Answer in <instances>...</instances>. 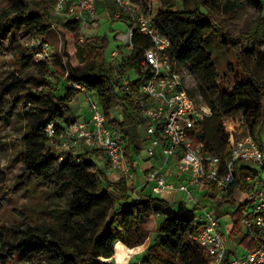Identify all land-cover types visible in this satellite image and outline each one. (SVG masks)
<instances>
[{
    "label": "trees",
    "instance_id": "1",
    "mask_svg": "<svg viewBox=\"0 0 264 264\" xmlns=\"http://www.w3.org/2000/svg\"><path fill=\"white\" fill-rule=\"evenodd\" d=\"M107 0H95L96 10H107ZM218 0H168L158 8L154 23L159 32L170 38V59L190 71L197 81L196 93L211 110L200 128L204 152L220 157L222 165L230 161L231 132L225 118L241 115L252 139L261 142L264 130V54L260 51L264 38V4L255 3L260 11L251 27L237 37L240 48L235 54L238 74L224 85L214 64L210 42L219 39L226 49L223 32L202 6ZM240 1V0H237ZM0 11V38L15 24L22 26L34 37L42 38L53 24L62 36L63 59H32L41 51L39 45L19 51L17 70L0 82V119L7 122L19 117L24 122L20 140L22 181L34 179L54 192L70 191V199L58 214L56 225H18L10 228L0 222V264H8L20 252L37 256V264H109L111 258L123 261L133 248L148 241L142 257L134 264H210L204 251L190 237L200 232L202 222L185 201L170 202L151 193L152 184L144 182L136 191L125 178L108 175V161L100 149L83 148L60 150L57 144L65 129L76 121L70 103L79 94L73 84L84 85L93 94L106 118V124L115 132L114 137L124 145L128 159L140 157L143 147L141 126L144 119L138 105L137 87L147 72L140 71V47L149 48L148 39L138 30L133 17L119 8L117 21L134 27L130 55L120 65L106 51L109 41L105 35L83 34L76 21L53 19L49 15L56 0H3ZM225 11H234L230 1ZM83 36L82 41H79ZM43 42V41H42ZM31 58V61L29 59ZM247 62L259 67V76L250 70ZM60 69L64 79L57 76L62 90L51 81ZM121 76L135 69L138 74L129 82V90L114 78V70ZM231 70V68H229ZM194 97L192 91L187 90ZM120 110V119L110 113ZM53 134L49 135L48 125ZM94 158L104 163L97 166ZM149 160V159H147ZM254 164L245 161L233 163L234 184L221 194L209 185L204 192L210 200L213 215L223 229L221 219L229 216L228 233L242 236L240 244L249 251L256 244V231L244 233L241 221L248 201L241 200L239 190L248 192L251 185L245 178H255ZM148 172V171H147ZM146 172V173H147ZM2 186V183H0ZM200 200V199H198ZM155 223L154 231L151 225ZM152 233H151V232ZM225 234V233H224ZM152 235V236H151ZM121 245L123 248L117 246Z\"/></svg>",
    "mask_w": 264,
    "mask_h": 264
},
{
    "label": "built area",
    "instance_id": "2",
    "mask_svg": "<svg viewBox=\"0 0 264 264\" xmlns=\"http://www.w3.org/2000/svg\"><path fill=\"white\" fill-rule=\"evenodd\" d=\"M115 4L130 12L136 27L150 43L149 48L140 47L138 66L141 73L147 72V75L137 87V98L140 114L144 119L141 130L145 157L149 160L159 157L162 164L151 168L144 175V182L152 184L151 193L154 196L172 202L185 201L200 205L207 198L204 192H207L209 185L225 194L234 184L235 161L254 164V180L250 175L245 178L246 183L251 185L247 192L249 197L241 199L249 202L244 208L242 230L244 233H251L252 229L256 231L257 241L252 250L241 257L233 256L227 249L223 229L210 212H205L201 217L200 232L190 239L204 251L210 264H264V141H254L243 122L241 129L229 127L230 161L226 165H222L218 155L204 152L200 128L211 116V110L192 97L185 88L181 66L170 59V38L159 32L151 17L131 9L127 1L115 0ZM53 13L54 17L62 21H76L79 31L97 25L95 0H56ZM133 32L134 27L128 28L125 34L115 36V40L126 44L130 53L134 47ZM82 39L83 36H80L79 41ZM41 46V51L34 57L46 56L47 45ZM118 57L119 49L110 53L112 60ZM131 72L135 75L132 78L121 76L118 69L113 74L127 90L129 82L138 75L135 69H131ZM72 87L85 95L89 118L85 122L75 121L65 129L57 143L59 149H100L109 164L108 175L116 179L125 178L127 184L136 191L135 160L125 157L124 145L114 137V130L106 124L96 97L88 93L82 84H73ZM227 119L229 118L224 119L226 123ZM47 131L49 135L53 134L52 124L48 125ZM193 191L203 194L200 200L194 197ZM176 194L182 198H168ZM207 208L211 209V205ZM109 264L124 263H118L113 257ZM174 264L181 263L175 261Z\"/></svg>",
    "mask_w": 264,
    "mask_h": 264
},
{
    "label": "rangeland",
    "instance_id": "3",
    "mask_svg": "<svg viewBox=\"0 0 264 264\" xmlns=\"http://www.w3.org/2000/svg\"><path fill=\"white\" fill-rule=\"evenodd\" d=\"M125 1L130 3L131 9L148 15L154 21L156 11L168 0ZM226 1L235 4L236 8L234 11H225L223 6ZM256 1L257 0H218L216 4L207 3L202 6V12L210 13L216 26L223 32L226 41L227 50L221 48L218 43L219 39H213L210 42L212 58L224 85H227L229 82L231 83L236 75H240L238 74L235 61V54L240 48V42L236 39L251 27L260 14V11L256 8L254 3ZM261 1L262 4H264V0ZM106 6L107 14L102 15L100 18L97 17V25L93 28H83L82 33L91 34L95 32L98 35H105L109 41V46L106 51L107 59L110 58V53L112 51L119 49V57L114 60V63L119 66L120 63L124 62L125 58L128 57L130 51L127 50L125 47L126 44L123 43V41L119 42L115 40V36L127 33L128 26L116 20L120 7L115 4V0H107ZM3 7L4 2L0 0V11ZM53 8L54 6L50 9L49 15L51 18L57 20V18L54 17ZM97 10L96 15L98 12ZM126 11L130 14L128 10ZM262 13H264V10H262ZM40 43L46 44L48 49L46 56L44 55L43 57L51 60L53 56H58L63 59L62 36L59 28H57L55 24L51 26L50 30L42 38L34 37L31 33H28L20 23L8 29L5 36L0 38V82L5 81L11 75L20 76L22 73H25L26 71L22 70L20 74V71L17 70L18 67L15 63L18 53L23 48L39 45ZM260 51L264 54V38H262ZM42 58L37 56L32 59L39 60ZM29 61H31V58ZM247 66L250 70L255 71L257 75L260 76L262 74L259 67H255L252 63L247 62ZM229 68H231V70H229ZM55 71V75H51V81L57 88L62 90V85L55 76L64 79L65 75L60 69ZM180 71L182 73L185 88L192 91L196 100L200 99V95L196 93L197 81L194 75L184 67H181ZM126 76L132 78L135 75L129 70ZM70 107L76 117V121L85 122L89 118L88 103L84 94L79 93L74 95ZM110 118L120 119V110L117 109L112 111L110 113ZM241 123H243L241 115H236L227 119L228 127L241 129ZM24 130V122L19 117L13 118L7 122H3L0 119V183H2V186H0V222L8 228L13 225H18L22 229L34 224L56 225L59 221L58 214H60L70 199L71 193L68 189H64L61 192H54L45 185L37 183L34 179L22 181L20 177L22 173L20 140ZM261 140L264 141V130H262ZM144 149L145 145L143 144L140 157L133 156V159L140 164L146 162ZM94 161L98 167L104 168V163L102 161L96 158H94ZM193 195L196 199H200V196H203V194L200 195L199 192L196 191H193ZM238 196L240 199L245 200V196L249 197V194L239 190ZM209 204L210 200L204 198L202 203L196 206L195 214L197 219H201L205 212L213 213L212 209L207 208ZM188 206L192 208L194 204L189 203ZM229 222V216H225L221 219L223 232L227 238V249L231 254H234L233 256L241 257L246 252L244 246L239 243L242 236H231L228 233L227 228ZM155 227V223H152V232ZM147 243L148 241H146L145 244L148 245ZM117 246L123 248L121 245ZM136 250L139 254H136L132 258L130 264L138 262L142 257L140 252L143 248ZM14 257L15 258L8 264L38 263L37 256H31L27 252H20L17 255L15 254Z\"/></svg>",
    "mask_w": 264,
    "mask_h": 264
},
{
    "label": "crops",
    "instance_id": "4",
    "mask_svg": "<svg viewBox=\"0 0 264 264\" xmlns=\"http://www.w3.org/2000/svg\"><path fill=\"white\" fill-rule=\"evenodd\" d=\"M97 17L100 18L102 15H105L107 14V10H104L103 7H99L98 10H97ZM95 33V32H94ZM162 164V160L157 157L155 159H152L150 161H148L146 159V162L144 163H139V162H136L135 161V167H134V186L137 188V189H140L141 185L144 183V175L146 174L147 171H149L151 168L153 167H159L160 165ZM180 195L178 196V194H176L175 196H172V197H168V198H175V199H180ZM182 198V197H181ZM172 202V201H170ZM148 244V243H147ZM145 246V247H144ZM147 247L146 244H144L143 246H140V247H137V248H133L131 249L132 250V253H128L124 259H123V263L124 264H130V261L132 260V258L136 255V254H139V252L136 250V249H139V248H143V250H145ZM141 251L140 254H142L144 251ZM247 252V250H246ZM245 252V253H246Z\"/></svg>",
    "mask_w": 264,
    "mask_h": 264
}]
</instances>
